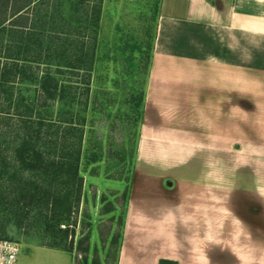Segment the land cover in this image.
I'll use <instances>...</instances> for the list:
<instances>
[{"label": "crops", "instance_id": "1", "mask_svg": "<svg viewBox=\"0 0 264 264\" xmlns=\"http://www.w3.org/2000/svg\"><path fill=\"white\" fill-rule=\"evenodd\" d=\"M264 264V0H160L116 264Z\"/></svg>", "mask_w": 264, "mask_h": 264}, {"label": "trees", "instance_id": "2", "mask_svg": "<svg viewBox=\"0 0 264 264\" xmlns=\"http://www.w3.org/2000/svg\"><path fill=\"white\" fill-rule=\"evenodd\" d=\"M101 2L58 0L53 9H49L48 0H40L39 4L38 0H0V96L4 95L7 102V108L0 113L5 117L14 112L19 120L11 148L0 133V183H8L7 186L0 184V239L14 240L16 236H23L39 247L64 252L72 250L74 218L82 188L80 165L82 160L87 166L100 162L102 146L83 149L87 102L83 109L78 107L76 88L66 78L81 73L85 86L81 95L87 98L95 64ZM39 5H44L45 9L41 10ZM88 27L92 36L85 43L80 36ZM154 37L155 32L151 41L137 44L138 51L133 59L127 58L123 50L121 70L112 81L107 76L102 77L100 84L96 82L99 86L94 92L103 111L114 94L124 107L127 106V111L121 106L118 109V119L127 123L128 133L133 134L127 183L122 191L125 210ZM32 64L45 69L34 75L28 72ZM30 84L36 88L38 110L35 114L16 88ZM47 112L49 115L45 116ZM128 146L124 142L122 149L126 151ZM8 150L14 167L10 172L5 156ZM125 153L122 151L120 155L121 162L126 160ZM125 210L119 219L120 232L113 237L117 252ZM83 251L87 253L88 247ZM86 261L84 257L85 264ZM158 264L176 262L160 259Z\"/></svg>", "mask_w": 264, "mask_h": 264}, {"label": "rangeland", "instance_id": "3", "mask_svg": "<svg viewBox=\"0 0 264 264\" xmlns=\"http://www.w3.org/2000/svg\"><path fill=\"white\" fill-rule=\"evenodd\" d=\"M48 1V8L53 9V5L58 0ZM159 5L160 0H102L101 14L97 23L95 64L87 98L84 94L81 95L85 87L82 85L81 73L77 77L67 75L69 78H66L67 81H72L76 88L75 97L78 107L83 109L85 101L87 102L83 149L94 150L101 145L102 158L93 166L85 165L83 160L80 165L82 188L75 218L73 217L76 222L72 250L64 252L47 249L30 243L23 236H16L13 241L20 245L17 264H85L84 257L87 260L86 264H115L118 252L113 237L120 232L119 219L125 210L122 191L127 183L133 134L128 133L127 123H122L118 119L120 106L127 111V106L124 107L117 100L118 95L114 94V98L108 100L106 110L103 111L94 98V92L102 82V77L107 76L108 80L112 81L114 75L121 70L119 63L123 50L127 58L133 59L138 51L137 44L151 41L155 32ZM43 9H45L44 5L41 6V10ZM91 36L92 31L88 27L80 38L88 43ZM30 67L28 72L34 75L45 69L44 66L35 64ZM16 88L24 97V102L33 107L35 114L38 110V103L35 102V86L19 85ZM6 108L7 102L4 101V95H1L0 111ZM44 115H49V112ZM18 121L14 112L5 117L0 113V133L2 140L8 143L10 148L17 134ZM124 142L129 144L126 151L122 149ZM122 151L129 153H125L126 160L123 162L120 161ZM5 156L10 172L14 168L10 150L5 152ZM0 184L8 185V183ZM86 246L87 253L83 251Z\"/></svg>", "mask_w": 264, "mask_h": 264}, {"label": "built area", "instance_id": "4", "mask_svg": "<svg viewBox=\"0 0 264 264\" xmlns=\"http://www.w3.org/2000/svg\"><path fill=\"white\" fill-rule=\"evenodd\" d=\"M20 245L8 239H0V264H17Z\"/></svg>", "mask_w": 264, "mask_h": 264}]
</instances>
